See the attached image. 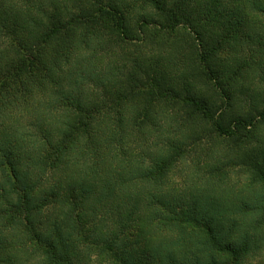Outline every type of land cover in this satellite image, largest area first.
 Instances as JSON below:
<instances>
[{
    "label": "trees",
    "instance_id": "trees-1",
    "mask_svg": "<svg viewBox=\"0 0 264 264\" xmlns=\"http://www.w3.org/2000/svg\"><path fill=\"white\" fill-rule=\"evenodd\" d=\"M27 1L30 2L20 7L22 0H0V10L5 8L0 12V24L10 31L14 42L13 49L0 54V198L19 196L12 206L3 208L0 204V216L13 214L14 220L20 217L25 220L29 213L41 208V205H36L33 193L51 180L53 172L71 170L78 174L73 182V192H77L78 186L79 197L84 200L93 193H100L102 197L95 199L96 205L100 206L106 202L104 198L115 197L110 205L114 213L121 212L130 203L137 210L143 199H153L172 212L182 210L178 212L180 222L174 225L179 233L170 240V246H166L176 249L165 256L152 247L146 251L147 264L150 261L166 264L168 259L173 262L170 264H178L174 259L187 247L192 251L185 261L181 259L182 263H219L218 246L222 244L213 233V227L206 234L209 235L208 244V239L201 240L203 237L194 225H213L219 219L214 226L226 227L230 219L225 214L232 210L229 209L228 197L212 195L213 189L209 188L208 194L193 191L190 200L177 197L180 202L173 206L174 203L161 200L155 193L143 194L129 189L131 183L137 181V176H140L139 180L151 181L157 190L165 187L167 180L162 173H169L168 166L172 163H166L164 158L155 161L154 168L131 169L120 177V181L116 178L115 186L110 185L113 177L109 172L102 175L100 170L114 163L116 166L120 164L117 153L128 145L135 131L147 126H155V131L160 128L151 117L158 102L172 104L180 101L189 114H197L212 123L216 133L229 139H240L246 126L256 124V119L247 122L242 116H225L227 103L220 93L227 85L228 70L217 53L227 41L228 46L231 43L239 48L243 39L257 43L264 51V34H257L259 30L255 27L259 24L251 19L253 15L264 14V0H131L130 8L123 2L108 3L105 0H87L84 3L77 0ZM134 18L138 20L137 32L130 25ZM251 24L254 28L250 27ZM144 25L153 26L161 36L197 39L201 53L197 55V62L190 65L192 72L171 75L167 67L160 64L153 68V63H160L161 53L157 55L158 60H142L140 54L134 62L135 71L129 76L119 72L108 79L109 75L104 77L94 67L89 69L86 59L90 54H84L83 49L95 51L104 42L132 41L138 44L142 42L139 28ZM247 27L252 31L247 33ZM199 67H204L206 75L213 81L208 99L193 89V85L200 81L193 71ZM88 80L98 85H104V80H107L101 98L85 101L82 87ZM209 99L215 100L210 102ZM14 110L20 113L15 114ZM125 111L132 115L127 120L123 118ZM258 119L264 120V110ZM172 148L182 152L175 140ZM243 155L242 159L253 161V154ZM252 161L250 164L258 176L264 178V158L263 162ZM127 164L132 167L131 161ZM122 178L126 183L121 182ZM117 185L119 194L111 191L112 187L116 190ZM241 208L235 206L232 212ZM72 211L67 209L68 218ZM28 233L36 236L32 225L28 227ZM185 235L192 236L194 240L188 241ZM221 236V239L227 238L228 233ZM1 239L5 240L3 236L0 242ZM241 239L243 242L238 239V244L232 242L231 245L234 250L237 245H242L243 254L248 255L264 245V237L259 238L256 231L248 228ZM37 241L41 243L43 239ZM115 241L107 242L103 238V250L113 252ZM45 243L48 252H53L56 259L61 258L59 252L68 258L69 249H72L70 243L64 244L57 235L54 239L47 238ZM156 243L163 244V241ZM224 250L228 251V245ZM125 253L119 254L124 261L122 264L139 262L133 254H129L130 259L126 260ZM73 256L74 253L71 254L72 259Z\"/></svg>",
    "mask_w": 264,
    "mask_h": 264
},
{
    "label": "rangeland",
    "instance_id": "rangeland-1",
    "mask_svg": "<svg viewBox=\"0 0 264 264\" xmlns=\"http://www.w3.org/2000/svg\"><path fill=\"white\" fill-rule=\"evenodd\" d=\"M77 1L84 3L87 0ZM29 2L22 0L20 7ZM105 2H123L127 8L132 4L131 0H105ZM45 4H48L47 1ZM4 9L1 8L0 12H4ZM251 19L260 25L255 27L259 30L257 34H264V14L253 15ZM137 21L134 18V22L130 23L135 32L138 28ZM250 27L254 28L252 24ZM139 29L143 37L140 35L142 42L138 44L132 41L104 42L95 51L83 49L84 54H90L86 59L90 65L89 69L94 67L97 72L104 74V77L119 72H122L123 76H129L134 73V62L138 60L140 54L142 60L149 58L158 60L160 58L157 55L161 53L160 63H153L154 59L151 62L153 68L160 64L167 67L171 75L176 72H192L190 65L197 62V55L201 53L197 39L175 35L161 36L153 26L148 25ZM249 31L252 30L247 27L246 32ZM238 47L231 43L228 46L227 41L217 56L223 61V65L227 66L226 71L228 70V81L225 75L227 85L220 93L222 100L227 103L226 107L224 106L225 116L228 118L242 116L247 122L250 119L257 120L253 126L244 125L247 128L242 130L240 139H229L219 135L212 123L196 116L197 114H189L180 101L172 104L158 102L152 109L151 117L160 128L155 131V126H147L145 129L135 131L130 136L128 145L122 148L121 153H117V156L120 155V164L116 166L114 163L107 169H101L100 173L106 175L109 172L113 177L110 185L115 186L117 179L120 181V177L131 169L154 168L155 161L164 158L166 163H172L168 166L170 172L162 173L164 180H167L165 187L157 190L155 185H151V181L139 180L140 176H137V181L131 183L129 189L143 194L155 193V196L161 197V200L174 203L173 206H176L180 199L190 200L193 191L195 193L198 190L208 194L209 188L213 189L212 195L228 197L229 209L232 210L225 216L230 219L229 224L226 227L214 226L216 221L219 222V219H216L213 225H194L195 229H199L196 231L202 235L201 240L208 239L209 244V235L206 234L208 229L213 227V233L215 232L220 239L218 241L222 244L218 246L221 257H217L219 262L217 264H264V245L258 246L248 255L243 254L242 245H237L235 250L231 245L238 244V239L239 242H243L241 236L247 228L256 231L259 238L264 237V178L258 176L250 164L252 160L242 159L245 153L253 154L254 163L264 158V120L258 119V115L264 110V51L259 49L260 45L257 43L247 42L244 39ZM13 48L14 42L10 31L0 24V54ZM84 68L88 69L86 66ZM193 74L200 79L193 85V89L207 97L206 99L210 98L213 81L211 82L206 75L205 68L199 67L197 70L194 68ZM107 78L111 79V76ZM104 81V85L95 84L91 80L85 82L82 87L85 101L101 98L107 83V80ZM209 100L211 102L215 99ZM14 113L20 112L14 110ZM130 116L132 115L126 111L123 114L125 120ZM174 140L182 152L172 148ZM127 161L132 162V167ZM77 175L71 170L53 172L51 180L33 193L37 199L36 205H41V208L29 213L25 220L22 217L14 220L13 214L0 216V237L5 238L0 242V264H122L124 261L119 254L123 255L124 252H126L124 257L127 258L126 260L130 259L129 254H133L139 261L137 264H147L146 251L152 247L157 249L156 252H163L165 256L171 255L176 249H169L166 246H170V240L179 233L174 225L180 222L181 217L178 212L182 210L172 212L165 207L166 205L153 202V199H143L138 204L137 210L130 203L121 212L114 213L110 205L115 197L104 198L106 202L100 206V204L96 205L95 201L97 197H102L100 193H93L84 200L79 197L78 186L77 192H73L72 186L78 178ZM143 185L146 188L142 189ZM112 190L115 194H119V185L116 190L112 187ZM177 197L180 199L176 200ZM18 200V195L1 197L0 204L5 208L12 206ZM233 206L242 208L234 213ZM67 209L73 210L69 218L66 214ZM30 225L34 227L36 236L28 233ZM227 233L228 237L221 239V234ZM98 234L102 235L97 237ZM56 235L64 244L72 245L68 258L64 253L59 252L58 256L61 258L56 259L53 252H48L45 240L54 239ZM185 237L188 241L194 240L192 236L185 235ZM40 238L43 239L41 243L37 241ZM103 238L107 242L116 239L113 252L103 250L105 245L102 243ZM99 240L101 243L96 244ZM160 241H163V244L156 243ZM227 245L228 251H225ZM191 251L187 247L178 252L174 259L175 263L186 264L182 263L181 259L185 261L189 258L188 254ZM72 253L75 254L73 259ZM165 262L173 263L171 259ZM195 262L192 263L197 264ZM149 264L155 262L150 261Z\"/></svg>",
    "mask_w": 264,
    "mask_h": 264
}]
</instances>
